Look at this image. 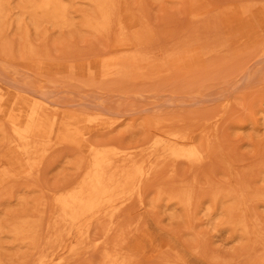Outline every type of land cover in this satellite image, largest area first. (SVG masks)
Instances as JSON below:
<instances>
[{
    "label": "rangeland",
    "instance_id": "rangeland-1",
    "mask_svg": "<svg viewBox=\"0 0 264 264\" xmlns=\"http://www.w3.org/2000/svg\"><path fill=\"white\" fill-rule=\"evenodd\" d=\"M0 264H264V0H0Z\"/></svg>",
    "mask_w": 264,
    "mask_h": 264
},
{
    "label": "bare ground",
    "instance_id": "bare-ground-1",
    "mask_svg": "<svg viewBox=\"0 0 264 264\" xmlns=\"http://www.w3.org/2000/svg\"><path fill=\"white\" fill-rule=\"evenodd\" d=\"M117 2V1H116ZM114 16V15H113ZM113 22V21H112ZM115 23V22H114ZM35 98V97H34ZM22 112V111H21ZM16 114V113H15ZM24 114H26V113H24ZM22 116V115H21ZM25 119H26V117H25ZM129 153V152H128ZM132 153V152H131ZM115 159V158H114ZM125 159V158H124ZM130 159H132V158H130ZM114 161V160H113ZM112 165V164H111ZM109 163L107 164V166H105L104 167V170H102V171H106V170H111V167L113 166H111ZM101 169H103V168H101ZM140 172H141V170H139ZM108 173H110V171L108 172ZM143 176V175H142ZM145 176V175H144ZM105 180V179H104ZM110 180V179H109ZM169 182V181H168ZM58 192V191H57ZM180 197V196H179ZM187 197V196H186ZM192 201V200H191ZM133 214V213H132ZM121 221H122V219H121ZM121 221H120V223H121ZM117 227H118V225H117ZM105 230V229H104ZM41 231V230H40ZM248 231V230H247ZM248 233V232H247ZM124 234V233H123ZM96 249V248H95ZM120 250V249H119ZM98 252V251H97ZM96 253V252H95ZM117 253V252H116Z\"/></svg>",
    "mask_w": 264,
    "mask_h": 264
}]
</instances>
